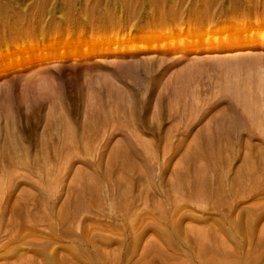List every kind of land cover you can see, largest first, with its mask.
<instances>
[{
  "label": "rangeland",
  "instance_id": "rangeland-1",
  "mask_svg": "<svg viewBox=\"0 0 264 264\" xmlns=\"http://www.w3.org/2000/svg\"><path fill=\"white\" fill-rule=\"evenodd\" d=\"M263 29L264 0H0V264H264Z\"/></svg>",
  "mask_w": 264,
  "mask_h": 264
},
{
  "label": "bare ground",
  "instance_id": "bare-ground-1",
  "mask_svg": "<svg viewBox=\"0 0 264 264\" xmlns=\"http://www.w3.org/2000/svg\"><path fill=\"white\" fill-rule=\"evenodd\" d=\"M229 28H230L229 26H226L224 28L217 27L215 28L216 32L214 35L217 36L219 30L226 29L227 31H229ZM234 28L238 33L242 29L241 27H239V25ZM83 33L84 32H82L79 36H75L74 34H72L70 37H64V38L62 37L61 39L60 37L51 38L49 41L45 40L44 37H40L41 39L40 41H42V43L38 49L33 48L34 44H31V46L29 47H26L23 44V45H20L19 50L17 49L18 51L10 53V50L12 48H10L11 46L9 47L8 45V47L6 48V50L8 51V56H9L8 59L11 58L9 61V64L14 63L15 62L14 60H17L16 62H22L23 60H29L30 58L34 56L47 57L44 59H53L55 61H62L69 57L77 58V57L83 56L87 58L90 55H92L94 52L97 54H102V55L109 54V52H113V53L120 52V54L121 53L122 54H130V53L133 54L135 53V51L136 52L142 51L148 47L156 48L158 46L157 40L160 38V36H158V33H151V32L143 31L137 28V29H134V30L131 29L127 32L119 33L113 36L111 35V38L102 39L101 41L92 42L90 44V41H88L89 39H87L89 38L90 34L89 33L83 34ZM199 34H197L194 38V41L196 43L201 42V36ZM209 35L210 33L207 34V39H206L207 42L210 41ZM259 35L261 38L262 37L264 38L263 31L262 33H259ZM171 36L173 37V35ZM248 36L252 37L253 34L245 35V37H248ZM231 37L233 38V41L238 42V41H241L242 35L238 34L236 36V35L231 34ZM138 41H140L141 43H138ZM146 42L147 44H145ZM148 42H149V45H148ZM171 42H173V40ZM263 44H264V40H263ZM20 53H22L23 56ZM13 55L14 56L17 55L18 57L14 58ZM1 66H4V65L2 64L0 65V67Z\"/></svg>",
  "mask_w": 264,
  "mask_h": 264
}]
</instances>
